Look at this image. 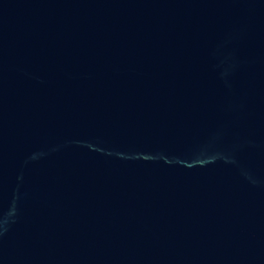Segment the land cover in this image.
<instances>
[{
  "label": "water",
  "instance_id": "water-1",
  "mask_svg": "<svg viewBox=\"0 0 264 264\" xmlns=\"http://www.w3.org/2000/svg\"><path fill=\"white\" fill-rule=\"evenodd\" d=\"M0 264H264V0H0Z\"/></svg>",
  "mask_w": 264,
  "mask_h": 264
}]
</instances>
